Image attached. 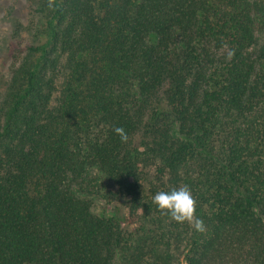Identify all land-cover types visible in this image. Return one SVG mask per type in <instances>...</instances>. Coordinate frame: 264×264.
Listing matches in <instances>:
<instances>
[{
	"label": "trees",
	"instance_id": "16d2710c",
	"mask_svg": "<svg viewBox=\"0 0 264 264\" xmlns=\"http://www.w3.org/2000/svg\"><path fill=\"white\" fill-rule=\"evenodd\" d=\"M31 2L0 264H264V0ZM184 185L201 232L152 202Z\"/></svg>",
	"mask_w": 264,
	"mask_h": 264
},
{
	"label": "rangeland",
	"instance_id": "374dc122",
	"mask_svg": "<svg viewBox=\"0 0 264 264\" xmlns=\"http://www.w3.org/2000/svg\"><path fill=\"white\" fill-rule=\"evenodd\" d=\"M31 5V0H0V89L11 76L15 55L29 42L24 27L33 16ZM20 25L22 32L15 34ZM94 210L101 213L103 208L96 205Z\"/></svg>",
	"mask_w": 264,
	"mask_h": 264
},
{
	"label": "clouds",
	"instance_id": "9594fccd",
	"mask_svg": "<svg viewBox=\"0 0 264 264\" xmlns=\"http://www.w3.org/2000/svg\"><path fill=\"white\" fill-rule=\"evenodd\" d=\"M113 132L119 136L121 142H126L128 136L122 127H114ZM157 209L178 223L188 222L195 230H204L203 221L196 216L195 200L187 185L157 191L152 197Z\"/></svg>",
	"mask_w": 264,
	"mask_h": 264
}]
</instances>
